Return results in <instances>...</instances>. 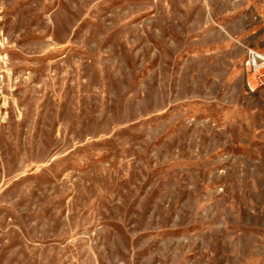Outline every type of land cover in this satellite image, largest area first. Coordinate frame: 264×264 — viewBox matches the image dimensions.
I'll use <instances>...</instances> for the list:
<instances>
[{"label":"rangeland","instance_id":"1","mask_svg":"<svg viewBox=\"0 0 264 264\" xmlns=\"http://www.w3.org/2000/svg\"><path fill=\"white\" fill-rule=\"evenodd\" d=\"M264 0H0V264H264Z\"/></svg>","mask_w":264,"mask_h":264},{"label":"built area","instance_id":"2","mask_svg":"<svg viewBox=\"0 0 264 264\" xmlns=\"http://www.w3.org/2000/svg\"><path fill=\"white\" fill-rule=\"evenodd\" d=\"M248 64L255 68L264 69V56L258 53H251L248 57Z\"/></svg>","mask_w":264,"mask_h":264}]
</instances>
